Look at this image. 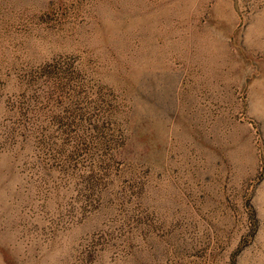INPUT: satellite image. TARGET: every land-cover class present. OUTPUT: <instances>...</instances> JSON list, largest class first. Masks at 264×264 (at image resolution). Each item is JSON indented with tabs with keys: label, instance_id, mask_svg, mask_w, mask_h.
<instances>
[{
	"label": "rangeland",
	"instance_id": "374dc122",
	"mask_svg": "<svg viewBox=\"0 0 264 264\" xmlns=\"http://www.w3.org/2000/svg\"><path fill=\"white\" fill-rule=\"evenodd\" d=\"M0 264H264V0H0Z\"/></svg>",
	"mask_w": 264,
	"mask_h": 264
}]
</instances>
